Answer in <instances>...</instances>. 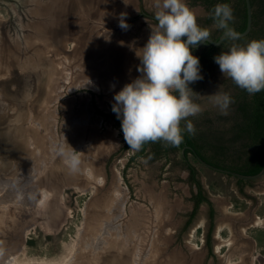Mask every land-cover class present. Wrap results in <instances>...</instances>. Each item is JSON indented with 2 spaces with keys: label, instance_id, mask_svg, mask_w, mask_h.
Segmentation results:
<instances>
[{
  "label": "rangeland",
  "instance_id": "rangeland-1",
  "mask_svg": "<svg viewBox=\"0 0 264 264\" xmlns=\"http://www.w3.org/2000/svg\"><path fill=\"white\" fill-rule=\"evenodd\" d=\"M115 2L122 4L124 3L123 0H116ZM143 2L149 11H157V8L155 7L156 0H143ZM127 3V5L124 3L125 9L118 7L113 11L115 14L112 24L103 28L107 34L115 33V37H118V44L123 45L124 48L123 49L121 47L123 49L122 55L124 57H111L112 60H109V65L112 69L109 71V73L111 74H107L106 69V71L103 69L102 72L101 69H99L100 73L97 70V74L91 72V69H87L85 66L86 56L84 54L82 55L83 52H81L83 46L74 43H69L67 45L68 50H79L80 54L78 55L77 53H74L73 55L69 56L64 54V52H56L55 54L54 52H51L48 56L49 52H46V57L51 58V61L50 59H47L50 61L49 64L54 62V64L52 63L54 67H49L48 70L49 85L45 87V91L41 96L43 99V104H40L41 106L32 105L31 108H28L30 115L29 119L28 121L23 122L27 128V131H31L29 133H35L36 127L42 126V124L45 122L44 120H46V118L44 119V115H50L48 114L50 111L53 116H50L48 118L49 120L46 121H49V124L54 127L51 129L49 127V129L52 130L51 134L58 139L59 146H62L61 144H63L65 140V142H70L71 146L79 152L81 158L80 169H85V166L87 167L85 162L87 160L92 162V160L94 161L96 159V161H99L100 157H98V153L96 154L97 149H95L97 148L95 141L98 140V132L101 133L100 136L102 138L110 141L109 144H111L113 147L117 148L124 143V135L122 133H118L113 121L110 119L106 120L105 116L102 115L100 111L105 113L111 112L112 106L114 104V95L119 92L127 83L132 82L141 75V73L138 71L141 60L138 62L139 64L137 63V65L134 63L135 60L137 61V58L139 57L138 55L142 53V47L147 43L151 35L152 27L155 28L157 25L152 21H148L146 18H139L136 21H132L131 18L134 17V13L138 12V5L140 2L139 0H127ZM6 4L10 6V2H7ZM187 4L196 14L197 20H202L209 15V11H207L206 7L200 2L194 3L193 0H187ZM7 5L3 6L2 3L0 4V18H8L9 10L7 9ZM122 12L127 13L126 19L131 25L128 31H124L118 26V16ZM113 27L117 29H114ZM210 29L212 32H214L217 28H215L213 24L210 26ZM102 37H104L103 34ZM132 40L134 43H132ZM96 45V43L95 45L93 43L92 48H94ZM131 47H133V49ZM103 59H105V57ZM87 63L92 66L94 64L96 66L98 65V63H94L89 60H87ZM98 68H101V66ZM86 74L88 76H86ZM113 74H117V76H113ZM229 79L230 78L223 76L219 65L214 67L211 72L207 74V76L202 81L200 89L195 90V92H197L196 95L198 96L196 102L203 107L204 111H209L210 113L219 112V109L213 105L211 97L217 91L230 93L228 85ZM113 85H115L114 88L112 87ZM12 88L15 87L12 86ZM15 107L16 105L13 107L12 112H15L16 115L18 109ZM42 107H46L48 110L46 111L45 109V111L43 110L44 112H40ZM15 115L13 113L12 116ZM1 116H6L5 112H0V117ZM32 120L35 122V124H33L34 122ZM42 127L45 129L44 132H46V126ZM39 131L40 129L37 132ZM74 142H77V144ZM85 145L88 146L85 147ZM65 146H68V144ZM51 152L55 155H50V157L47 158V166L43 170L40 167L42 170L41 172L52 170V174H54L53 171L55 168H52V166L53 164H56V162V166H58L60 169H63L62 166L64 156L57 155V151ZM0 153L4 152L0 151ZM136 153L137 151L129 149L126 153L127 155L123 159L124 161L119 163V166L126 162L127 158H130V156ZM24 156V160H21L22 166H19L21 174L18 178H21L22 180L27 178V187H31L34 189V191L36 190V192H38L39 188H37V181L35 179L36 172L32 170V167L31 169L29 167L33 160L30 159V156ZM3 157V154H0V179H2L0 181L5 182V177L2 171L5 170L6 164H3ZM52 158L54 162H52ZM21 162H18V164ZM189 162L196 165L200 170L204 185L214 196V198L218 199L219 203L230 198L236 203V206H247V204L243 202L241 198H239L238 194L232 188V183L235 181V178L221 173H215L208 168L201 166L193 156H190ZM184 165L185 163L181 158L180 151L172 153L170 157L162 156L160 158L154 159L153 155H151V160L149 161L148 159L145 160L142 157L137 158L134 161L131 169L128 171L129 179L135 186L136 195L129 199L127 196L129 193L128 190L125 189V184L123 185L124 188L120 187L123 189L120 193L123 194L122 197L124 200H122V204L124 202V207L122 212L118 214L116 218L115 212L114 214H107L110 218L109 220H111L109 224L106 215L104 214V218L107 220V224L104 223L105 220L103 218V214L96 215L94 213V209L92 211V215L85 214L87 212L86 207L89 205V196L92 194V191L95 190L94 186L92 189L88 186H65L60 182L57 184L61 188V192L58 194L61 196L59 212L53 217L47 214L48 216L46 218L41 216V214H36L34 206L27 205L25 201H22L24 205L22 202L16 199L9 203L6 200L5 195L9 182H6V187L0 189V195L4 196L3 199L0 197V220L4 221V216L8 214L12 216L15 215L16 218L19 216L22 217V221L25 222V224H23L25 227L22 226V229H27V238L24 236L25 233L22 230H17V228L15 230H12V228L11 230L7 228L5 233L10 232L8 236V234H5L2 230L5 223L0 225V264H10V260L7 261L9 256L6 254V252H4V250L7 249L6 247L11 244L15 247L18 240L19 245L12 250L9 259L14 256H18V260L20 261L43 259L45 261L54 263V261L60 262L63 257L67 256V254H71L72 256L69 255L71 257L68 264H90L89 261H91L94 257L95 259H100L98 256L99 251L101 258L105 255V258H102L103 260H106V257H115L121 259L129 257V259H131L130 264H151V243H153V240H155L158 244L164 241L166 242L167 240L174 243L173 236H159L160 233L158 234L156 231L158 230L159 226L157 225L154 227L152 224V218L154 215L153 213L156 210L157 217L168 215L169 213L175 212L176 207L179 204L181 206L179 210H185V208H187L189 205L187 194L188 188H186L184 185L185 182L182 183L180 181ZM52 176L54 179L55 176ZM29 180H34V182L31 183ZM148 184H150V186H148ZM0 188H2L1 185ZM150 190L151 223L144 225L140 223V221L142 222L144 220L143 216L145 212H150L148 207L145 206L146 197H144V195H146L145 191L148 192ZM117 195L120 196V194ZM259 196L261 202L263 200L259 212L264 215V194H259ZM33 200L35 205L36 202L38 203L42 199L38 197L37 200L36 198ZM59 200L60 199L58 198L57 201ZM8 206H10V209ZM130 210H132L133 214L130 212ZM43 214H45V212ZM137 214L139 222L138 224L136 222L134 231L135 234L131 235V230L126 228L127 224H124V222L128 217H131V215L135 216ZM102 220L103 222H101ZM87 221L89 222L87 223ZM91 221H94V226H91ZM97 221L104 226L101 225L99 227L100 224H96ZM18 223L19 222H17V224ZM112 223L114 226L119 227L121 231L118 230V232L114 229L112 230V233L109 234L102 229L106 228L107 225L113 226L111 225ZM129 226L132 225L130 224ZM95 228H97V231L93 230ZM98 229L101 231H98ZM169 229L170 228H168V230ZM201 231L202 228L195 231V233L192 232L194 237L190 238L196 242L195 237H202ZM2 232L6 236L3 237ZM88 232L91 239H89L87 236ZM259 232L260 229L255 228L252 229L251 234L252 236H257V238L260 240L261 234ZM98 234H100L101 237L98 238ZM119 234L121 237L120 239L126 240L124 247H122L120 250L108 248L107 252H105L104 248L115 244V242H119L117 238ZM155 235H157L156 238ZM86 236L88 237L87 240H90L91 242L93 241L96 244V252H90L91 250L87 249L88 247L86 245V240L84 239L87 238ZM222 236L224 238H228L226 242L230 241V239L232 240L233 238L231 230L228 227L224 228L222 231ZM262 240L264 241V239ZM23 245L24 247H22ZM72 247H74V250L72 253H69V251L72 250ZM129 247L131 248V251L128 250ZM226 248H224L223 251H225ZM228 252L227 254H229ZM96 253H98V257L95 255ZM239 253H241V251H239ZM133 255H135V258ZM228 257L230 258V256ZM94 263L98 264L97 260Z\"/></svg>",
  "mask_w": 264,
  "mask_h": 264
},
{
  "label": "flooded vegetation",
  "instance_id": "flooded-vegetation-1",
  "mask_svg": "<svg viewBox=\"0 0 264 264\" xmlns=\"http://www.w3.org/2000/svg\"><path fill=\"white\" fill-rule=\"evenodd\" d=\"M7 2H10V4L12 2H15L17 5H20L21 0H0V4L2 3L3 6L7 5ZM139 2L140 4L138 5V12L134 13L135 15L131 18V20L136 21L139 18H146L148 21H152L157 24L158 22L154 18L155 12L149 11L148 8H146L143 0H139ZM0 20L7 23L11 22L9 21L11 20V13H8V18H0ZM4 30H6L5 26ZM132 43H134L133 40ZM131 48L133 49V47ZM3 61L4 60H0V63L2 64ZM139 61L140 59L138 57L137 61L135 60L134 64L137 65ZM49 62L50 61L47 60V64H49ZM0 72V97H2L0 98V112H5L6 114V116L0 117V151L4 152L0 154H3L4 159L2 158V161L3 164H6L5 170L2 171L5 177V182L0 181V185L2 186V188L0 189L5 188L6 182H9L7 191L5 193L6 200L9 203L13 202V200L15 199L19 200L20 202L26 201L27 205L34 206L36 214H41V216H44L46 218L48 216L47 214H49V216L53 217L59 212V205L61 204V196L58 195L61 192V188L57 185L61 182V184H64L65 186H88L91 189L94 186L95 190L93 189L94 191H92V194L89 196V205L86 207V209L88 210L85 214L92 215V211L94 209V213L96 215H104V213L110 215L114 214V210L112 209L113 207L110 205L113 199L112 196H114L115 193L120 194L119 197L121 198V200H124V198L122 197L123 194L120 193L123 190L121 188H124V184L126 186L125 189L128 190L129 195L127 196L129 197V199L136 195L135 186L129 179L128 171L131 169L134 161L139 157H142L145 160L148 159V161L151 160V147L147 148L144 155L137 156L132 160L133 156H136L137 153L133 154L132 156H130V158H127L126 162L122 163V165L119 166V163L124 161L123 159L127 155L126 153L130 148L125 149V146L127 144L125 141L121 146H118L117 148L113 147L111 144H109L110 141L100 136L101 133L99 132L97 133L98 140L95 141L97 145V148L95 149H97L96 154L98 153L99 156H97L100 158L99 161H96V159L94 161L92 160L90 167L93 172L91 171L90 174L87 173L86 176L85 172H88L89 170V168L86 166L85 169L82 168L77 172H73L69 167H67L68 165L66 163L65 156L62 166L63 169H60L58 166H56V162V164H53L52 166V168H55L53 171L54 174H52V170L41 172L47 166V158H49L50 155H55L51 151H57V155H62L60 153V148L63 147L65 150H67L68 146L65 145L69 144L70 142L68 143L64 140V143L61 144L62 146H59L58 139L51 134L52 130L50 129L54 127L49 124V121H46L49 120L48 118L50 116H53L50 111L48 113L50 115H44V119L46 118V120H44V125L42 124V126H46V132H44L45 129L42 126L36 127V132L40 129V131L37 133L35 132L31 134L29 133L31 131H25L26 126L22 125L21 123V119H24L23 117L21 118L20 115L24 114L23 109H21L20 107L22 103L20 102V105L17 106L13 102V100L9 98V96H11L12 89L17 90V87H19V85L21 87H23V85L20 82H8L10 76L5 73V69H3V67H0ZM12 86H14L15 88H12ZM38 97V100L43 101L41 96ZM15 105V108L18 109L16 115L15 112H12V109ZM31 106L32 103L29 102L28 108H31ZM45 109L46 111L48 110V108L42 107L40 112H44ZM13 113L15 116H12ZM110 120L113 121L118 130V133L123 134L122 129L116 125L115 121L113 119ZM33 124H35V122ZM74 143L77 144V142ZM86 146L88 145H85V147ZM188 154V160L190 159V156H193L201 166H204L215 173H221L235 178V181L232 183V188L238 194L239 198H241V200L247 204V206H236V203L233 202L230 198L225 199V201L219 203L218 199L214 198V196L204 185V181L201 177V172L197 168V166L192 163H186L183 167V173L180 177V181L182 183L185 182L184 185L186 186V188H188L187 194L189 205L187 206V208H185V210H179V208L181 207L179 204L176 207L175 212L169 213L168 215L157 217L156 210L153 213L154 215L152 218V224L154 225V227H156L157 225L159 226L158 230H156L158 234L160 233L159 236H173L174 243L167 240L168 242L164 241L158 244L155 240H153V243H151V264H264V241L262 240L264 239V215L259 212L261 204L263 202V200L261 202L259 194H264V174L258 178L253 179L240 178L228 172L234 171L242 174L241 172H239V170L236 169L235 166L230 167L229 165V167H224L207 162L212 165V167H209L195 156L193 150H191ZM24 155H26L27 157L30 156V159L33 160V162L30 163L29 167L30 169L32 167V170L36 172L35 179L37 181V188H39L38 192H36V190L34 191V189H32L31 187H27V178L24 180L18 178L21 174L19 166H22L21 160H24ZM18 162L21 163L18 164ZM52 162H54L53 158ZM85 162L86 165H88L90 163V160H87ZM40 167L42 168V170L40 169ZM86 168H88V170ZM192 168H194L198 172L197 178L201 181L202 184V197L206 198V201H203L199 205L197 211H195L197 206V200L195 199V197L199 196L200 190L198 185L191 179ZM52 175L55 176L54 179L52 178ZM29 181L31 183L34 182V180ZM148 186H150V184H148ZM145 194V206L148 207L150 212L144 213V220L142 222L140 221V223L147 225L151 223V190L148 192L145 191ZM45 195L48 196L49 199H51L52 203L49 202L50 204H47L46 207L48 209H46L45 214H43V208L40 207L41 200L38 203L35 201L36 204L34 205L33 199L36 198L37 200L38 197L42 199L43 197H45ZM0 197H2L3 199L4 196L0 195ZM27 197L29 200H31V202L27 200ZM58 198L60 199L59 201H57ZM22 204L24 205L23 202ZM54 206L56 208H54ZM8 207L10 209V206ZM123 207L124 202L121 206V209H119L123 210ZM106 208H109V210H107ZM121 212L122 211L117 213V215ZM130 212H132V210H130ZM22 219L23 218L20 216L16 218L15 215H5L4 221L0 220V225L5 223L2 230L5 233V231H7V228L10 230L11 228L12 230H15L17 228V230H22L25 233V238H27V229H22V226L25 227V225H23L25 224V222L22 221ZM17 222L19 223L17 224ZM136 222L137 224L139 222L138 214L135 216L131 215V217H128L124 222V224H127L126 228H129L131 230V235L135 234L134 231ZM130 224L132 226H129ZM91 226H93V224ZM227 227L231 230L233 237L232 240L230 239V241L228 242H226L228 238H224L222 236V231ZM168 228L170 229L168 230ZM201 228L202 237H195L196 242H194L192 238H190L194 237L192 232L195 233V231ZM255 228L260 229V240L257 238V236L255 237L251 234L252 229ZM96 229L97 228H95V230ZM4 233L3 237L6 236L5 234H8L9 236L10 232H6L5 234ZM87 235L89 239H91L89 232L87 233ZM156 236L157 235H155V238ZM117 238L119 240L118 245L120 246V248L124 247L126 240L120 239V234L117 236ZM17 244L19 245V240ZM87 244L88 242H86V245ZM95 245V243H90L87 246V249L91 250L90 252L95 251L93 250L94 247H92ZM22 247H24V245ZM224 248H226L225 251H223ZM128 250L131 251V248L129 247ZM239 251H241V253H239ZM227 252L229 254H227ZM98 253H96L95 255L97 256ZM133 256L135 258V255ZM228 256H230V258ZM9 257L7 258V261H11L13 259V257L11 259H9ZM16 258L14 256V259ZM96 260L97 258L95 259V257L92 259V261L94 262ZM171 260L173 261L171 262Z\"/></svg>",
  "mask_w": 264,
  "mask_h": 264
},
{
  "label": "clouds",
  "instance_id": "clouds-1",
  "mask_svg": "<svg viewBox=\"0 0 264 264\" xmlns=\"http://www.w3.org/2000/svg\"><path fill=\"white\" fill-rule=\"evenodd\" d=\"M127 5V0H123ZM154 14L158 22L142 47L139 77L127 83L113 99L112 111L121 119L124 141L133 151L142 150L147 143L163 142L165 146L179 147L184 134L195 135L196 128L190 117H197L203 107L190 84L203 79L199 57L192 52L201 43L217 42L207 27H202L187 0H156ZM127 13L118 16L119 27L128 31ZM214 27L222 30L220 43L232 41L228 51L214 57L224 77L254 95L264 90V39L252 40L241 46V39L231 22L233 9L227 3L217 4L212 12ZM186 38V39H185ZM91 83V81H90ZM113 88L115 85L112 86ZM213 105L221 115H228L234 103L230 94L215 92ZM60 153L68 167L80 170L79 152L68 144Z\"/></svg>",
  "mask_w": 264,
  "mask_h": 264
},
{
  "label": "water",
  "instance_id": "water-1",
  "mask_svg": "<svg viewBox=\"0 0 264 264\" xmlns=\"http://www.w3.org/2000/svg\"><path fill=\"white\" fill-rule=\"evenodd\" d=\"M115 1L21 0V5H17L15 2L10 4V6L7 5V9L11 13V20H9L11 22L7 23L0 20V60H4L2 64L0 63V67H3L5 73L10 76L8 82H20L23 85V87L19 85L17 90H12L11 96H9L17 106L20 105V102L22 103L20 106L24 112V114H20L21 118L23 117L24 119H21L22 125L25 126L23 122L28 121L30 116L28 110L29 102L32 105L43 104L42 100H38V96H42L45 87L49 85L48 70L49 67L53 66L52 63L54 64V62L47 64V59L51 61V58L46 57V52H49L48 56L51 52H54V54L56 52H64V54L69 56L74 53L78 55L80 54L79 50H68L67 45L74 43L83 46L81 52H83L82 55L86 56V68L91 69L94 74H97L96 69H101V72L103 69L104 71L107 70L106 73L110 74L109 71L112 69L109 65V60H112L111 57H121L124 49L123 45L118 44V37H115V33L107 34L103 30V28L112 24L115 14L113 11L116 8L125 9L124 3H116ZM246 3L248 22L246 29L243 32H239L241 37L248 35L253 25L251 0H246ZM4 26L6 30H4ZM102 34L104 37H102ZM222 35L217 42H212L211 44L221 45ZM93 43L94 45L95 43L97 44L94 48H92ZM203 45L201 43L198 47ZM104 57L105 59H103ZM87 60L98 63L97 66H101V68H98L95 64L93 66L88 64ZM86 76L88 75L86 74ZM113 76H117V74H113ZM22 77L25 78L23 79ZM26 130L27 128H25ZM201 161L206 166L212 167L209 163ZM228 172L240 178L253 179L264 174V167L257 175L248 176L234 171ZM17 246L18 244L15 247ZM15 247L9 245L4 252L9 256ZM106 258V260L111 259L113 261L112 264L131 263L129 257L124 259Z\"/></svg>",
  "mask_w": 264,
  "mask_h": 264
},
{
  "label": "trees",
  "instance_id": "trees-1",
  "mask_svg": "<svg viewBox=\"0 0 264 264\" xmlns=\"http://www.w3.org/2000/svg\"><path fill=\"white\" fill-rule=\"evenodd\" d=\"M200 2L209 11V15L198 20L202 27L210 26L215 22L212 12L217 4L227 3L233 9L234 21L231 26L238 32H243L247 27L248 10L246 0H193ZM253 9V25L250 33L241 37L235 43L244 46L252 40L264 39V0H251ZM222 30L216 29L212 32L213 39L218 40L222 35ZM233 42L225 40L221 45L216 46L211 43L198 48H192L195 56L199 57L201 73L203 79L190 84L195 91L200 89L202 81L218 66L214 57L222 51H228ZM228 85L230 96L234 103L229 108L228 115H221L220 112L203 111L197 117H190L196 128L195 135L184 134V142L179 147L165 146L163 142L147 143L142 150L133 156L144 155L147 148L151 147V155L155 158L170 157L174 152L180 151L184 163H190L188 153L193 150L195 156L200 160L218 166H235L244 175H254L259 173L264 167V90L250 95L246 90L241 89L229 79ZM107 119H113L117 126L121 128V119L111 111L105 113L100 111ZM204 126V127H203ZM204 129H203V128ZM129 148L126 144L125 149ZM184 150V152H183ZM198 172L192 168L191 179L200 190L197 200L196 210L199 205L206 201L202 197L201 181L197 178ZM208 201V200H207Z\"/></svg>",
  "mask_w": 264,
  "mask_h": 264
},
{
  "label": "bare ground",
  "instance_id": "bare-ground-1",
  "mask_svg": "<svg viewBox=\"0 0 264 264\" xmlns=\"http://www.w3.org/2000/svg\"><path fill=\"white\" fill-rule=\"evenodd\" d=\"M123 54V53H122ZM121 54V57L120 58H122V57H124L123 55ZM14 65H15V63H14ZM98 70V72L100 73V70L99 69H96V71ZM93 72V71H92ZM111 74V73H110ZM51 137H52V135H51ZM90 165H91V161H90V163L87 165V167L89 168V170H88V168H86L87 170H88V172H85V174H86V176H87V173L88 174H90V172L92 171L93 172V170L91 169V167H90ZM12 187V186H11ZM11 189V188H10ZM33 192V191H32ZM23 193H24V191H23ZM45 193V192H44ZM30 194H32V193H30ZM47 194V193H46ZM18 195V194H17ZM49 195V194H48ZM22 197V196H21ZM23 197H24V195H23ZM29 197H30V195H29ZM42 197V196H41ZM112 201H111V206L113 207L112 209L114 210L113 212H115V218L117 217V213H119L120 211H122V210H120L121 209V206H122V200H121V198L119 197V195H117L116 193H115V195L114 196H112ZM26 199V198H25ZM33 199V198H32ZM27 200H29L28 199V197H27ZM56 200V199H55ZM54 200V201H55ZM30 202H31V200H29ZM53 201V202H54ZM110 201V200H109ZM24 202V201H23ZM26 202V201H25ZM29 202V203H30ZM49 202H51V199H49V197L48 196H46L45 195V197H43L42 198V200L40 201V207L41 208H43V212H46V209H48L46 206H47V204H50ZM52 203V202H51ZM57 203V202H56ZM60 203V202H59ZM54 204V203H53ZM57 205V204H56ZM53 206V205H52ZM31 207V206H30ZM39 207V206H38ZM37 207V208H38ZM50 207V206H49ZM54 208H56L55 206H54ZM120 208V209H119ZM107 209V208H106ZM88 210V209H87ZM107 210H109V208L107 209ZM118 210H119V212H118ZM105 215H106V217H107V220H108V224L110 223V221L111 220H109L110 218H109V216L106 214V213H104ZM90 216V215H89ZM87 218H89V217H87ZM103 218H104V215H103ZM104 220H105V224H107V220L104 218ZM89 221H87V223H88ZM98 222V221H97ZM101 222H103V220L101 221ZM90 223H92L93 224V226H94V221H91ZM96 223V222H95ZM91 224V225H92ZM97 224V223H96ZM98 224H100L99 222H98ZM14 225V224H13ZM100 225H103V224H100ZM100 225H99V227H100ZM111 225H113V223L111 224ZM98 226V225H97ZM104 226V225H103ZM116 226H108L107 225V227L106 228H102L103 230H105V232H108L109 234L110 233H112V230H119V231H121V229L119 228V227H116ZM98 228V227H97ZM119 228V229H118ZM93 230H95V229H93ZM98 231H99V229H98ZM101 231V230H100ZM118 231V232H119ZM104 232V231H103ZM122 234V233H121ZM88 236V235H87ZM86 236V237H87ZM98 236L99 237H101V235L100 234H98ZM85 240H86V242H88V244H87V246L90 244V243H94L93 241L91 242L90 240H87L88 239V237L87 238H84ZM103 239V238H102ZM109 239V238H108ZM101 240V239H100ZM84 241V240H83ZM99 241V240H98ZM101 242V241H100ZM103 242V241H102ZM114 243V242H113ZM102 244V243H101ZM105 244V243H104ZM74 245V244H73ZM76 246V245H75ZM85 246V245H84ZM92 247H94V249L93 250H95V252H96V247L95 246H92ZM74 247H72V250L71 251H69V253H72L73 252V249ZM87 248V247H86ZM104 248V247H103ZM108 248H111V249H117V250H120L121 248H119V246H118V242H115V244H112V245H109V247H107V248H104L105 250V252H107V249ZM71 249V248H70ZM69 249V250H70ZM79 249V248H78ZM92 249V248H91ZM68 252V251H67ZM94 252V251H93ZM99 252V251H98ZM100 253V252H99ZM24 254V253H23ZM18 255V254H17ZM69 255H71V254H69ZM68 254H67V256L66 257H63L62 258V260L60 261V262H56V261H54V263H52V262H48V261H45V260H43V259H39V260H37V259H34V260H29V261H27V260H23V261H20V260H18V257L16 258V256H15V258L16 259H14V257H13V259L10 261V264H68L69 263V259H70V257L72 256H69ZM65 256V255H64ZM108 256V255H107ZM138 256V255H137ZM99 257H100V259H97V263L98 264H112L113 263V261L111 260V259H108V260H103L102 258H105V255L101 258V254H99ZM73 258V257H72ZM71 258V259H72ZM175 258V257H174ZM90 262V264H95L92 260L91 261H89ZM8 264V263H7Z\"/></svg>",
  "mask_w": 264,
  "mask_h": 264
}]
</instances>
